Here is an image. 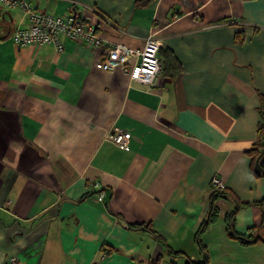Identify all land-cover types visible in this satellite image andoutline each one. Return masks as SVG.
Wrapping results in <instances>:
<instances>
[{
    "label": "crops",
    "instance_id": "obj_1",
    "mask_svg": "<svg viewBox=\"0 0 264 264\" xmlns=\"http://www.w3.org/2000/svg\"><path fill=\"white\" fill-rule=\"evenodd\" d=\"M29 1L80 13L105 45L155 35L160 71L146 88L97 68L99 48L18 46L28 22L0 7V264H264L262 241L228 236L229 199L196 242L213 176L246 204L238 235L264 221V0Z\"/></svg>",
    "mask_w": 264,
    "mask_h": 264
},
{
    "label": "built area",
    "instance_id": "obj_2",
    "mask_svg": "<svg viewBox=\"0 0 264 264\" xmlns=\"http://www.w3.org/2000/svg\"><path fill=\"white\" fill-rule=\"evenodd\" d=\"M4 9H18L23 12L27 27L15 28L10 39L18 46H39L50 44L57 51L62 49V39L83 43L87 47L101 49L104 57L96 63V67L111 71L120 67L130 80L146 88L156 84L159 64V49L161 41L153 34L144 39L141 49H133L124 44L105 45L95 27L73 11L68 15L38 12L29 0H0ZM176 17V15L174 16ZM110 140L120 149L128 148V134L115 129L109 135ZM214 189H222L224 185L214 176L210 180ZM98 199H101L99 196ZM16 258L9 257L8 264H15Z\"/></svg>",
    "mask_w": 264,
    "mask_h": 264
},
{
    "label": "trees",
    "instance_id": "obj_3",
    "mask_svg": "<svg viewBox=\"0 0 264 264\" xmlns=\"http://www.w3.org/2000/svg\"><path fill=\"white\" fill-rule=\"evenodd\" d=\"M151 1H153V0H136V6L137 7H144V6L148 5V3H150ZM160 52H161V47L159 49V53ZM258 130L260 132L259 139L261 140L260 141L261 144L260 143L257 144L258 148L256 150L255 160L260 156V153H261L262 149L264 148V117H263V124H260L258 126ZM262 168L264 170V162H263ZM259 176H261V175H259ZM210 191H211V195H210L211 201H210L209 212H208V215L206 216L205 220L200 225V227L197 231V234H196V242L198 243V246L200 249L202 247H201L200 242H199V235L208 227V225L210 223H212L216 219L217 214H218V209L216 208V206H214V203L220 197H222L224 199H229V200L234 202V209L229 214H226V217H225V223H226L225 227H226V232H227L228 236L230 238L237 240L240 244L253 243L254 241H257V240H260L264 243V238H262L261 234L259 233V230H261L262 233L264 232V221H263L262 225L260 226V228L258 229V232L256 234L252 233L248 237L238 235V233H236L235 227H234V224H235L234 215L240 208H242V206H244L246 204L238 202V200L235 198V196L226 188H224V189H212V188H210ZM188 264H192V263L188 262Z\"/></svg>",
    "mask_w": 264,
    "mask_h": 264
},
{
    "label": "water",
    "instance_id": "obj_4",
    "mask_svg": "<svg viewBox=\"0 0 264 264\" xmlns=\"http://www.w3.org/2000/svg\"><path fill=\"white\" fill-rule=\"evenodd\" d=\"M263 162H264V148L262 149L260 156L256 159L254 165L255 173L264 177V170L262 168Z\"/></svg>",
    "mask_w": 264,
    "mask_h": 264
},
{
    "label": "bare ground",
    "instance_id": "obj_5",
    "mask_svg": "<svg viewBox=\"0 0 264 264\" xmlns=\"http://www.w3.org/2000/svg\"><path fill=\"white\" fill-rule=\"evenodd\" d=\"M159 71H160V69H159ZM158 74H159V72H158ZM157 78H158V76H157ZM157 82V81H156ZM153 87V86H152ZM151 88V87H150ZM214 177V176H213ZM217 177V176H216ZM263 177V176H262ZM219 179V178H218ZM220 180V179H219ZM223 184V183H222ZM224 185V184H223ZM210 188H212V186L210 185ZM225 188V186L222 188V189H224ZM212 189H214V188H212Z\"/></svg>",
    "mask_w": 264,
    "mask_h": 264
}]
</instances>
